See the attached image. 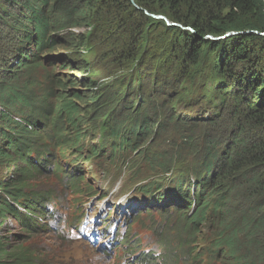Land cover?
<instances>
[{
    "label": "trees",
    "instance_id": "1",
    "mask_svg": "<svg viewBox=\"0 0 264 264\" xmlns=\"http://www.w3.org/2000/svg\"><path fill=\"white\" fill-rule=\"evenodd\" d=\"M104 28L119 48L100 47L116 65L95 90ZM263 34L264 0H0V264H52L42 237L63 197L38 183L60 173L75 190L85 177L65 161L108 157L173 177L167 201L185 218L165 237L175 263L264 264Z\"/></svg>",
    "mask_w": 264,
    "mask_h": 264
},
{
    "label": "rangeland",
    "instance_id": "2",
    "mask_svg": "<svg viewBox=\"0 0 264 264\" xmlns=\"http://www.w3.org/2000/svg\"><path fill=\"white\" fill-rule=\"evenodd\" d=\"M148 14V13H147ZM160 16V15H159ZM165 18V17H164ZM166 19V18H165ZM164 20V19H163ZM168 25L169 24H176L170 22L168 19L164 20ZM176 27L183 28L182 26L176 24ZM185 30H191L190 28H183ZM162 29L159 28L158 32H161ZM71 32L75 35H90L93 32V26H81L72 28ZM112 32H117V28H104L102 33L99 36H103L104 39L102 40L103 45H97V54L95 57L100 56L101 62L100 65L95 60V57L92 58L93 66L95 67V71L93 73H89L87 76L91 78V80H95L97 83V88L95 90H101L104 85L107 84V81L103 79L105 77L106 70L105 63L108 62L109 67H115V63L111 60L105 61V53L100 49L105 48L106 50H118L119 48V37L116 35L115 42L107 43V37L111 35ZM231 35V34H229ZM119 36L122 37L123 33L120 30ZM100 37V38H101ZM93 42L96 43V38H93ZM153 45V44H152ZM152 45L150 47H152ZM62 50V49H61ZM84 50L81 51L80 54L76 55V58H90L93 53H85L83 54ZM64 53V52H63ZM206 56L210 57L209 63L215 60L216 55L212 52V50L205 51ZM65 54V53H64ZM151 54V53H150ZM150 54L148 57H150ZM69 55V54H66ZM71 56V55H70ZM73 56V55H72ZM147 57V58H148ZM146 60V57L144 61ZM110 61V62H109ZM134 62L131 63L128 70H124L122 68L116 67V70H111L110 75H107L108 80L112 83L117 79H121L122 76L125 74L128 76L131 69H133ZM177 65V64H176ZM107 68V67H106ZM146 69V68H145ZM75 75L80 76L79 72H75ZM89 107L87 105L82 104V114L87 111ZM179 113H182L181 111ZM227 120V119H226ZM227 125H229L230 120H227ZM85 125L84 128H86ZM94 135L92 133L88 136L86 142L84 143L85 148L89 150L91 146H97V141H94ZM157 141L154 139V143L152 142L149 146L155 147L157 150L166 151L167 149L163 147L161 141L155 143ZM92 145H91V144ZM147 146V147H149ZM167 147V146H166ZM87 152V150H85ZM68 170L71 171L76 169L79 171L82 176L85 177V181L82 187L75 188L77 193H82L81 196L77 195L72 191L73 188L67 187V184L63 182L64 176H60L55 174V176H49L41 180L38 183V190L39 191H52L58 190L62 197L63 202L60 203L62 205V209L65 208V212L63 213V220L68 221V223H74L75 214L78 208H80V212L84 209V206H88L90 202L92 205L90 208V212H93V208L96 203L100 202L102 199L110 201L106 206L109 208L113 207V204L122 200L124 198V204L131 205L132 203L138 202L139 199L136 201L134 200V195H140L139 190H134L136 185L140 187H144L147 185H158V189L155 191L157 194H161L164 189L168 190L172 188V177L169 176H160L157 173L147 169L146 167H142V170L139 169L140 161L131 158V157H122L120 159H115L111 161V158L102 159L101 161L96 162H88L85 165H82V162H79V159H74L73 161H65ZM143 163L141 162L140 165ZM75 166V167H74ZM138 167V168H137ZM137 168V169H136ZM141 172V173H140ZM40 187V188H39ZM159 189H162L158 192ZM102 204H99L100 209H102ZM65 206V207H64ZM85 206V207H86ZM107 208V207H106ZM122 207H120L121 209ZM144 209L141 208L138 214H143ZM105 211L102 213L104 214ZM146 211H144V215L142 220L133 222L132 229L134 236L138 238V242L142 244V246H147V249L154 248L153 242L156 240L153 236L152 232L158 228L160 223H163V217H161L160 213L157 211H153V216H146ZM137 215V214H136ZM113 217L111 214L110 219ZM134 215H131L133 218ZM138 222L141 225H138ZM19 228L15 229L14 232L18 233ZM157 232L158 235L160 234V229ZM162 234L164 237L173 236L171 232H166L162 229ZM101 246L98 245L97 247H93L84 242H71L70 240H61L58 235L48 234L42 237V251L47 253L48 260L47 262H51L52 264H113L110 262H116L115 258L108 257L106 255H102L99 250ZM138 256V251H134Z\"/></svg>",
    "mask_w": 264,
    "mask_h": 264
},
{
    "label": "water",
    "instance_id": "3",
    "mask_svg": "<svg viewBox=\"0 0 264 264\" xmlns=\"http://www.w3.org/2000/svg\"><path fill=\"white\" fill-rule=\"evenodd\" d=\"M153 18H155V19H164V20H166L163 16H156V15H151ZM168 25L169 26H177L176 24H169L168 23ZM264 35V34H263ZM229 36V35H228ZM211 40H214V41H217V40H219L218 38H216V39H214V38H212V37H209Z\"/></svg>",
    "mask_w": 264,
    "mask_h": 264
}]
</instances>
